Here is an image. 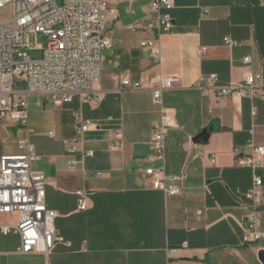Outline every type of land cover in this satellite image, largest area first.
<instances>
[{"label":"crops","instance_id":"0c3cea01","mask_svg":"<svg viewBox=\"0 0 264 264\" xmlns=\"http://www.w3.org/2000/svg\"><path fill=\"white\" fill-rule=\"evenodd\" d=\"M105 1L116 18L108 16L106 23L111 47L103 52L109 69L90 93L98 105L77 96L60 107L48 103L44 123L12 140L15 146L24 137L33 145L38 159L31 168L44 177L45 204L56 213L55 231L68 245L57 244L48 256L24 255L18 253L16 234H0V264H167L170 248L177 249L176 260L196 264H262L264 200L263 237L251 245L241 238L247 213L243 194L253 173L264 186V158L252 172L237 164L234 150L245 154L249 145H264V0H174L173 27L159 37L157 59L139 46L156 35L127 28L145 18L151 0ZM225 37L237 45L224 46ZM245 57L250 58L246 64ZM246 73L262 77L250 99L217 98L194 88L212 74L218 85H236ZM119 74L143 83L157 74L180 78V86L164 92L161 101L174 121L165 138L166 172L185 175L179 195L166 197L152 189L144 174L160 105L150 90L120 89L114 79ZM77 115L96 124L83 135L84 148L94 154L70 171L61 141L78 136ZM117 128L122 141L114 148L110 141ZM203 130H209L208 139L194 143ZM77 190L90 193L84 211L77 210ZM195 210L202 212L199 220Z\"/></svg>","mask_w":264,"mask_h":264},{"label":"built area","instance_id":"2783aa9c","mask_svg":"<svg viewBox=\"0 0 264 264\" xmlns=\"http://www.w3.org/2000/svg\"><path fill=\"white\" fill-rule=\"evenodd\" d=\"M174 0H151L145 18L128 25L135 32L147 30L156 39H145L141 48H149L155 59L159 57V37L169 33L173 27L170 11ZM8 9V16L1 13ZM205 11V10H204ZM108 16L116 18L115 11L105 0H0V234L14 233L19 239L18 253L48 256L57 244L68 245L54 228L56 213L45 204V180L40 172L32 170V162L38 159L33 145L24 137L15 140L18 153L3 151L7 139L3 137L9 126L16 128V134L32 133L28 125L27 96L38 95L53 106L69 104L75 96L82 103L98 105L99 99L90 98L93 87L101 78V54L111 47L106 37ZM29 34H40L47 39L41 57L33 59L26 50ZM224 46L237 45L229 37L223 39ZM204 49L202 48V51ZM249 57L243 58L244 64ZM120 89L150 90L154 103L160 105V116L154 124L150 138V165L144 174L150 178L151 188L162 192L166 197L179 195L185 175L167 174L165 168V138L174 127L172 112L161 106L162 94L180 86V78L175 75L157 74L145 81H132L128 75L114 76ZM260 74L246 73L240 83L218 85L217 77L208 76L205 85L194 84L201 94L212 93L217 98H252L260 85ZM23 82L25 91H14L12 84ZM37 106H40L37 103ZM252 114L255 109H252ZM96 128L91 120L76 116L73 139H63L62 146L68 155V170L82 167L93 151L84 148L83 135ZM253 134V129L250 131ZM53 137V132H48ZM122 141V130H114L111 146L117 148ZM237 164L254 172L261 167L264 158V145H249L248 152L240 154L234 150ZM201 156V152H197ZM214 162V156H210ZM96 177L100 173L95 174ZM77 210L87 209L90 195L85 190L75 191ZM247 201V213L242 227L243 244L251 245L263 237L259 231V209L264 200V186L261 177L252 174L251 186L243 194ZM201 210H195L197 220ZM5 217V221H2ZM177 249L167 252V264H196L190 260H176Z\"/></svg>","mask_w":264,"mask_h":264},{"label":"rangeland","instance_id":"374dc122","mask_svg":"<svg viewBox=\"0 0 264 264\" xmlns=\"http://www.w3.org/2000/svg\"><path fill=\"white\" fill-rule=\"evenodd\" d=\"M2 17L8 16V9H5L1 13ZM28 44L30 50H26V53L29 57L33 59H38L41 57V51L40 50H34L36 46L41 47L42 49L46 48L47 45V39L44 36H41L40 34L34 35L29 34L28 36ZM103 60L101 62L102 66V73L103 75L106 74V71H108L109 67L106 65L105 61V53L102 52ZM12 89L14 91H25L26 85L23 82H14L12 84ZM37 103L40 106H37ZM51 105L48 104V102L45 101V99L38 95H28L27 96V116H28V125L30 127H35L38 124L44 123V120L48 117L50 114ZM5 125L9 126L6 130V132H3V137L7 139V142L3 145V151L8 152V150L15 148L12 140L16 137V128L14 126H10L8 122H5Z\"/></svg>","mask_w":264,"mask_h":264},{"label":"water","instance_id":"95a60500","mask_svg":"<svg viewBox=\"0 0 264 264\" xmlns=\"http://www.w3.org/2000/svg\"><path fill=\"white\" fill-rule=\"evenodd\" d=\"M209 136V130H203L200 134H198L196 137L193 138V142H199L203 141L205 142L208 139ZM258 259L264 264V251L258 252Z\"/></svg>","mask_w":264,"mask_h":264}]
</instances>
